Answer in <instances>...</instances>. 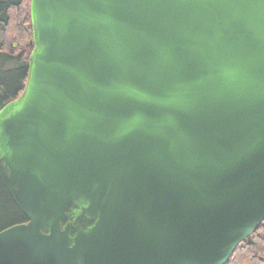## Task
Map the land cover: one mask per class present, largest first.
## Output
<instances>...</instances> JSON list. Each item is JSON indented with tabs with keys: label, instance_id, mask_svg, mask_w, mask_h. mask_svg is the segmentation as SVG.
<instances>
[{
	"label": "water",
	"instance_id": "obj_1",
	"mask_svg": "<svg viewBox=\"0 0 264 264\" xmlns=\"http://www.w3.org/2000/svg\"><path fill=\"white\" fill-rule=\"evenodd\" d=\"M0 264H226L264 221V0H30Z\"/></svg>",
	"mask_w": 264,
	"mask_h": 264
},
{
	"label": "trees",
	"instance_id": "obj_2",
	"mask_svg": "<svg viewBox=\"0 0 264 264\" xmlns=\"http://www.w3.org/2000/svg\"><path fill=\"white\" fill-rule=\"evenodd\" d=\"M30 0H0V109L19 98L34 48ZM27 221L0 178V231ZM226 264H264V221L240 243Z\"/></svg>",
	"mask_w": 264,
	"mask_h": 264
},
{
	"label": "rangeland",
	"instance_id": "obj_3",
	"mask_svg": "<svg viewBox=\"0 0 264 264\" xmlns=\"http://www.w3.org/2000/svg\"><path fill=\"white\" fill-rule=\"evenodd\" d=\"M3 67H8V66H5V65H1V63H0V68H3Z\"/></svg>",
	"mask_w": 264,
	"mask_h": 264
}]
</instances>
